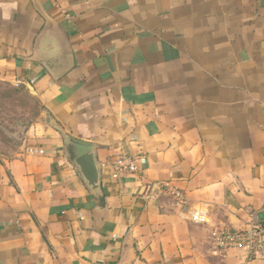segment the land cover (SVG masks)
<instances>
[{"label":"crops","instance_id":"1","mask_svg":"<svg viewBox=\"0 0 264 264\" xmlns=\"http://www.w3.org/2000/svg\"><path fill=\"white\" fill-rule=\"evenodd\" d=\"M0 82L43 107L0 158V264H264L211 235L264 224V0H0ZM55 125L97 145L101 197Z\"/></svg>","mask_w":264,"mask_h":264},{"label":"built area","instance_id":"2","mask_svg":"<svg viewBox=\"0 0 264 264\" xmlns=\"http://www.w3.org/2000/svg\"><path fill=\"white\" fill-rule=\"evenodd\" d=\"M56 5L61 0H53ZM117 172L140 173L141 159L138 156L122 155L114 162ZM168 194L176 201L182 212L195 223H207L209 212L199 206L190 205L185 193L170 182L164 184ZM214 244L222 249H243L248 258H264V226L260 221H253L245 228L232 230L229 227H218L212 230Z\"/></svg>","mask_w":264,"mask_h":264},{"label":"rangeland","instance_id":"3","mask_svg":"<svg viewBox=\"0 0 264 264\" xmlns=\"http://www.w3.org/2000/svg\"><path fill=\"white\" fill-rule=\"evenodd\" d=\"M41 111L27 88L0 82V158L12 159L23 151Z\"/></svg>","mask_w":264,"mask_h":264},{"label":"water","instance_id":"4","mask_svg":"<svg viewBox=\"0 0 264 264\" xmlns=\"http://www.w3.org/2000/svg\"><path fill=\"white\" fill-rule=\"evenodd\" d=\"M44 65L53 77L59 78L74 67L75 57L72 53H69L48 59L44 61ZM44 117L46 123H54L47 112H44ZM55 127L62 133L65 142V153L78 170L84 183L95 196L101 197L103 191L101 188V165L97 158V145L64 133L58 125H55Z\"/></svg>","mask_w":264,"mask_h":264},{"label":"trees","instance_id":"5","mask_svg":"<svg viewBox=\"0 0 264 264\" xmlns=\"http://www.w3.org/2000/svg\"><path fill=\"white\" fill-rule=\"evenodd\" d=\"M20 87H23V88H26L25 86H23V85H19ZM40 102V101H39ZM43 107L41 106V109H42Z\"/></svg>","mask_w":264,"mask_h":264}]
</instances>
